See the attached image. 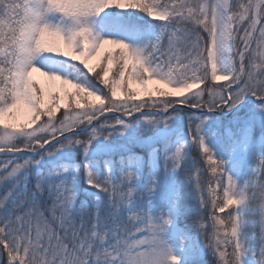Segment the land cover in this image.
Masks as SVG:
<instances>
[{
  "label": "snow or ice",
  "instance_id": "1",
  "mask_svg": "<svg viewBox=\"0 0 264 264\" xmlns=\"http://www.w3.org/2000/svg\"><path fill=\"white\" fill-rule=\"evenodd\" d=\"M0 154V264H264V0H0Z\"/></svg>",
  "mask_w": 264,
  "mask_h": 264
},
{
  "label": "trees",
  "instance_id": "2",
  "mask_svg": "<svg viewBox=\"0 0 264 264\" xmlns=\"http://www.w3.org/2000/svg\"><path fill=\"white\" fill-rule=\"evenodd\" d=\"M96 70L98 71L99 69L96 68ZM90 78H91V77H90ZM98 86L103 87L102 85H98ZM179 114L182 115V116H183V115H190V114H188V113H186V112H184V111H180ZM58 115H59V113H58ZM133 126H135V125H133ZM138 132H139V134H140L142 137H146V136L149 134V133L147 132L146 128H144L143 126L138 127ZM82 138H83V137H82ZM132 151H133V152H140V153H143L144 155L146 154V152H145L143 149L139 148L138 146L133 147ZM2 158H3V157H1L0 159H2ZM193 159L199 161L200 165L203 166V161H202V159H200L199 151H198V149H196V148H193L192 151H191V153H189V160H190V162H191V160H193ZM162 161H163V157H161V160H160V164H161V165H162ZM18 162H22V161H18ZM194 174H195V170H194ZM208 179H209V177H208V175H207V172L205 171L204 175L201 176V183H202L205 187L207 186V180H208ZM2 193H3V189H0V194H2ZM219 194L222 196V194H223V193H222V189L219 190ZM209 208H210V206H209ZM220 215L223 216L224 214H220ZM207 217H208V213L205 212V213H204V220H205L206 227H207L208 231L210 232V231H211V227H210V225H211L212 222L209 221ZM258 234H259V227L257 226V235H258ZM203 242L206 243V241H203ZM202 264H215V261H214V259H213V257H212V255H211L210 252L207 253V254H205V255L202 257Z\"/></svg>",
  "mask_w": 264,
  "mask_h": 264
},
{
  "label": "rangeland",
  "instance_id": "3",
  "mask_svg": "<svg viewBox=\"0 0 264 264\" xmlns=\"http://www.w3.org/2000/svg\"><path fill=\"white\" fill-rule=\"evenodd\" d=\"M111 47L112 46H110V45H106L105 46L106 49L111 48ZM100 59H101V57L99 55L98 56H94L92 59L89 60V67H95L100 62ZM33 79L36 80L41 87H44L45 88L46 93L49 92V91H51V92H60L61 91V86H60L59 82H54V83H51L50 84L49 82H47L46 78L40 76L39 73H34L33 74ZM132 87L134 89H136L137 91L140 90V86L137 85V84H132ZM147 87H148L149 90H152L155 87H163V86L149 83L147 85ZM68 90L69 91H73V89H71L70 87L68 88ZM182 117L184 118V127H185V130H187V127H188L187 117H188V115H183ZM135 154L141 155L139 152H136ZM141 156H144V155L142 154ZM114 159H116L117 161L119 160L118 154L114 156ZM257 163H258V161H254L253 162V165L255 166V164H257ZM161 168H163V161H162Z\"/></svg>",
  "mask_w": 264,
  "mask_h": 264
},
{
  "label": "water",
  "instance_id": "4",
  "mask_svg": "<svg viewBox=\"0 0 264 264\" xmlns=\"http://www.w3.org/2000/svg\"><path fill=\"white\" fill-rule=\"evenodd\" d=\"M181 110H184V111H187V112H190V113H192L194 111V110H190V109H186V108H182ZM195 114L198 115L199 114V111L198 110H195ZM108 115H114V114H108ZM0 155H2V154H0Z\"/></svg>",
  "mask_w": 264,
  "mask_h": 264
}]
</instances>
